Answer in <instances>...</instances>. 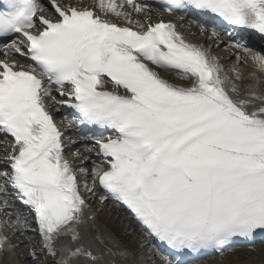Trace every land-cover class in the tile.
Returning a JSON list of instances; mask_svg holds the SVG:
<instances>
[{"label": "snow or ice", "instance_id": "obj_1", "mask_svg": "<svg viewBox=\"0 0 264 264\" xmlns=\"http://www.w3.org/2000/svg\"><path fill=\"white\" fill-rule=\"evenodd\" d=\"M159 7L211 13L264 36V0H164ZM145 11L152 5L138 0L84 7L0 0V145L11 137V152L0 159V195L11 188L28 209L2 201L15 212L14 233L27 235L12 244L0 220V257L11 261L23 246L34 264H138L99 224L102 208L90 209L84 192L98 188L106 193L101 205H125L167 247L165 264H192L187 254L205 249L223 254L236 238L264 232V78L246 77L236 65L229 75L176 23L134 18ZM233 46L248 50L244 40ZM161 70L191 83H173ZM49 102L109 131L94 140L101 161L91 173L66 156ZM89 174L91 186L82 184Z\"/></svg>", "mask_w": 264, "mask_h": 264}, {"label": "rangeland", "instance_id": "obj_2", "mask_svg": "<svg viewBox=\"0 0 264 264\" xmlns=\"http://www.w3.org/2000/svg\"><path fill=\"white\" fill-rule=\"evenodd\" d=\"M190 33H192V32H190ZM83 182L89 183L90 181L85 179ZM97 198H98V202H99V196H97ZM92 200H93L92 201L93 206H95L96 208H99V205L97 204L98 202H95L94 198ZM100 214H101L100 217H101L104 225L106 224V222H109L110 225L117 232L121 233L125 237V239H126L125 241L127 242V246L130 247L131 251L134 250V252H135L138 264H145L146 260H145V257L143 256V253H144L143 249L148 252V249L150 247L144 246L143 243H146V242L143 241V238L141 237V235L138 234V232H136V231L131 232L133 228L127 227L126 216L124 214H121V212L119 210L115 211L114 209L110 208V206H108V205L105 208H103L102 211H100ZM116 217H119V218H116ZM125 230H127V231H125ZM142 246H143V248H141ZM250 252L255 253L256 250H252ZM240 254L244 255V252H242V251L234 252L232 255H230V256H233V258H231V260H233V262H234L236 259H238L237 256ZM149 255L152 256L153 254H149ZM227 259H228L227 257H220V258L216 259L215 261L213 260L212 262H209L207 264H224L227 261Z\"/></svg>", "mask_w": 264, "mask_h": 264}, {"label": "bare ground", "instance_id": "obj_3", "mask_svg": "<svg viewBox=\"0 0 264 264\" xmlns=\"http://www.w3.org/2000/svg\"><path fill=\"white\" fill-rule=\"evenodd\" d=\"M152 17H155L154 15H152L151 16V18ZM205 31H207V29L206 28H203ZM180 30H182V29H180ZM192 30H194V34L192 33V34H185V33H183L186 37H187V39L190 41V42H192V43H195V44H198V45H201V42H202V40H203V37L202 38H200V37H195V34H199L200 32L197 30V28H194L193 26H192ZM206 38H209L208 36L206 37ZM210 39V38H209ZM216 43H218V41H216ZM203 44V43H202ZM206 45V46H205ZM202 46V45H201ZM203 47H205V48H207V49H211V48H209V47H211L210 46V43L208 42V43H206V44H204V46ZM223 47H222V45H217V48H216V51H218V52H220L221 51V53H223V49H222ZM215 50H212V53L214 52ZM211 53V52H210ZM211 53V55H213V56H215L214 54H212ZM232 54H234L233 52H226V51H224V54H223V56L225 57V60H224V58L222 59V62H229V59L231 58V57H233V55ZM229 56V57H228ZM216 57V56H215ZM228 57V58H227ZM165 78H167V79H169V80H173V76H171V75H169V76H165V75H163ZM191 83V81L190 80H188V84H190ZM81 149H83V147L81 148ZM86 154H87V151H86ZM94 159L92 158V157H88V159H86V161H85V165H87V166H89V163L90 162H92ZM83 164V165H84ZM89 168H91V167H89ZM99 204H100V202H98ZM114 207H115V205H113ZM130 220V219H129ZM130 222L131 223H133L131 220H130ZM134 224V223H133ZM125 233V232H124ZM237 252V251H236ZM260 253H261V251H259ZM255 253V254H252L251 256H249V254L250 253H248L247 254V257L248 258H252V263L253 264H261V262H263L264 261V258H261L260 257V253ZM234 253V252H233ZM233 253H231V255L233 254ZM230 257V258H229ZM242 257H245V255H242V254H240V255H238L237 256V258H238V260L240 259V258H242ZM216 258H218L217 256L216 257H214V259L213 260H215ZM227 261L225 262V264H228V263H232L233 262V260H231V258H233V256H227ZM149 260H151V258H149ZM211 260V259H210ZM259 260H261V262L259 263ZM161 261H160V259H158V260H156L155 261V264H159ZM262 264H264V262L262 263Z\"/></svg>", "mask_w": 264, "mask_h": 264}]
</instances>
